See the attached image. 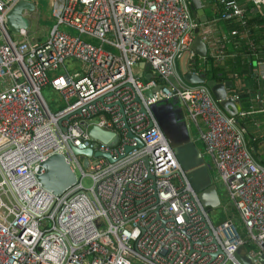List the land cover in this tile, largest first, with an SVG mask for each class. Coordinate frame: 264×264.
I'll return each instance as SVG.
<instances>
[{
    "label": "built area",
    "instance_id": "obj_1",
    "mask_svg": "<svg viewBox=\"0 0 264 264\" xmlns=\"http://www.w3.org/2000/svg\"><path fill=\"white\" fill-rule=\"evenodd\" d=\"M21 1L40 6L0 0V264H240L234 256L242 248L251 261L264 262V166L239 125L246 114L230 117L206 85H189L178 68L186 52L188 71L197 76L209 62L254 55L264 74V48L253 40L261 26H250L264 15V0H249L248 9L215 0L218 19L238 28L213 40L206 58L191 51L198 26L190 0H47L55 23L42 42L28 29L9 31L7 17ZM241 40L244 55L237 50ZM70 59L81 64L79 71L65 67ZM141 64L154 80L143 82ZM220 74L221 84L237 78ZM47 85L61 95L58 112L42 97ZM230 91L226 100L236 104L240 96ZM135 97L148 111L136 128L144 146L124 155V146L136 144L125 138L119 107L110 106L120 101L131 114ZM172 100L186 111L234 211L220 223L202 208L149 111ZM90 124L121 132L120 143L109 148L91 140ZM71 146L109 152L116 162L91 158L85 172ZM54 154L81 175L59 196L36 179L39 165Z\"/></svg>",
    "mask_w": 264,
    "mask_h": 264
},
{
    "label": "water",
    "instance_id": "obj_2",
    "mask_svg": "<svg viewBox=\"0 0 264 264\" xmlns=\"http://www.w3.org/2000/svg\"><path fill=\"white\" fill-rule=\"evenodd\" d=\"M204 0H190V10L192 16L195 19V23L198 26L195 30V40L191 47V51L195 52L199 57H206L207 55V46L199 35V27L208 22V18L204 11ZM26 10L28 12L34 11V5L32 3L21 1L19 2L9 13L7 17V26L11 33H18L19 30L28 29V20L25 19L22 15V12ZM188 57L189 53L186 52L179 60V72L183 76V79L189 85H206L209 88L214 99L218 102L221 109L226 112L230 117H236L238 115V110L235 103H231L226 100L227 92L233 89V83L228 81L223 84L217 83L214 80H207L203 76L192 75L188 71ZM141 66L147 67L145 64ZM159 87H156L153 90L147 91L145 97L151 98L152 94L158 92ZM109 96V95H108ZM103 99H100L99 102H102ZM175 102L177 100H174ZM133 102L138 105L137 110H133L131 114L125 113V106L117 101L115 104H112L119 107V114L121 115L120 121L123 123L122 130L125 131V138L129 141H132L136 146L132 147L131 145L124 146V155L132 152L133 150H139L143 148V143L137 137L136 128L141 124V119L148 116V111L145 109L138 97H135ZM173 102V101H172ZM172 110V111H171ZM149 111L152 113L155 121L157 122L160 130L167 139L169 145L173 149L176 158L179 153L182 152L183 155H187L189 149L192 150L196 163L190 165L186 163L183 164L185 167L183 170L185 172V178L187 175H191L200 168H205L204 170L208 174V178L211 181L209 185L200 188L199 192H195L198 201L205 210L217 209L221 206V199L217 192L216 187L214 186L210 174L208 172V167L203 164V156L198 148L195 146V143L190 139V131L188 127L184 124H179L177 129L174 128V117L173 113H177L174 110V104L165 101L161 107H156L153 105L149 108ZM173 112V113H172ZM80 111L75 112L74 114H79ZM71 115H68L63 118V122H68ZM62 131L66 132V129L62 127ZM86 133L91 140H95L109 148L116 147L123 137L121 132L106 131L99 128L95 124H90L86 127ZM71 151L74 155L83 158V168L88 167L89 159L91 158H105L110 163H115L116 160L112 158V155L109 152H94L92 149L87 150H78L77 148L71 146ZM124 155H121L119 158H122ZM179 160V159H178ZM142 162L145 166V169L148 171V178L154 180V177L150 173V165L148 157H144ZM179 164L182 166L180 160ZM36 179L41 185V187L47 192L52 193L55 196H59L64 193L66 190L71 188L77 183V176L72 171L70 165L65 160V157L61 154H54L49 156L45 161H43L37 170ZM188 181V179H187ZM189 183V181H188ZM190 184V183H189ZM191 186V185H190ZM192 188V186H191ZM193 189V188H192ZM199 214V212H197ZM216 254H222L221 249L219 248ZM213 254L212 259L217 255ZM235 259L239 261L240 264H252L255 261L246 262L243 260L237 253L235 254ZM261 264H264L262 262Z\"/></svg>",
    "mask_w": 264,
    "mask_h": 264
},
{
    "label": "crops",
    "instance_id": "obj_3",
    "mask_svg": "<svg viewBox=\"0 0 264 264\" xmlns=\"http://www.w3.org/2000/svg\"><path fill=\"white\" fill-rule=\"evenodd\" d=\"M204 1H205L204 11L208 18V22L199 27L200 29L199 35L201 36V38L202 37L206 38L205 40L206 42L205 44L207 45L206 57H208L212 41L218 39L219 37L224 36V33L228 32L231 28L237 29L238 27L235 23L229 24L227 22L220 21L218 19V17L220 16L221 7L217 4L215 0H204ZM229 1H233L236 5H238L243 9H248L249 6L251 5L249 0H229ZM256 36L260 40V43L257 47L260 48L261 46V48H264V29L262 28L261 35H256ZM45 38H42V40L39 39V41L42 42ZM227 52L229 54L235 53L234 47L232 45L228 46ZM242 58L249 61L248 56L245 57L243 56ZM216 65L223 66L224 63L209 62L205 72L209 74L210 72H212L210 71L211 69L217 67ZM250 66L251 68L248 74H243L242 76H240L237 75L236 73H228V75L226 74V78H228V76L231 77L232 75H237V78L230 81L233 83V89L230 92L232 91H236L237 93L241 92V97L239 101L236 103V107L238 110V115H240L241 113H245L246 116L240 118L239 125L240 127L245 128L247 132L246 139L249 142L255 160L257 161L258 164L264 166V74L262 71H260L259 67L257 66V63L253 62L252 65ZM139 69H140L139 70L140 73L142 74L143 82L154 80L153 74L148 67L143 68L141 65H139ZM220 73L222 72L219 71L215 75L217 74L221 75ZM172 101H168V102L173 103L174 110L177 111L176 114L172 112L174 117V128L177 129L179 124L185 123V125L188 127L190 131L189 136L191 141H193L195 143V146L198 148L197 143H199L200 141L198 140V135L193 124L190 122V120L187 117L186 111L183 109L179 101L176 102L174 100ZM247 102L250 103V107H251L248 110L245 109ZM163 104H165V102L161 104H156V107H161ZM201 154L203 156L205 153H201ZM221 216H222V220L219 219L220 221H217L218 223L225 220V215H221ZM247 253H248L247 248H242L237 254L246 262H250L251 260L249 259Z\"/></svg>",
    "mask_w": 264,
    "mask_h": 264
},
{
    "label": "rangeland",
    "instance_id": "obj_4",
    "mask_svg": "<svg viewBox=\"0 0 264 264\" xmlns=\"http://www.w3.org/2000/svg\"><path fill=\"white\" fill-rule=\"evenodd\" d=\"M30 1H33V2L38 1L39 2L38 4H40V6H39V8H36V10H34L33 12H29L27 14V16L25 17V19L28 20V25H29L28 26V34L30 37H35L39 41V39L42 40V38H45V36H47L48 31L53 27L55 21H54L53 17L51 16V11H50V8L48 6L47 0H30ZM62 31L63 32L67 31V32L71 33L67 29H64ZM64 65L70 71H79L80 66H81V64L79 62L72 60V59L66 61V63ZM41 94H42V97L44 98V100L46 101V103L48 104L50 110L53 113H55L56 111L58 112V110L61 109V107L62 108L64 107L61 95L57 92H54L48 85L45 86L44 88H42ZM197 146H198L200 152L204 153V148L200 142L197 143ZM203 156H204L203 157V164L206 166V168L208 167V172L210 174V178H211L214 186L216 187L217 192L219 194V197L221 199V206L222 207L220 206L217 209H211L210 208L209 210H207L209 212V215H210L211 219L213 220V222L216 223L217 221H220L219 219L222 220L221 215H225V212L230 213L231 215H234V211L232 210V206L227 199L225 189H224L223 185L221 184V182L219 181L214 167L211 165V161H210L209 157L207 155H203ZM177 157H178L177 160L179 159L181 164H182V166L180 165L181 169L185 168L183 166V164L186 165V163H189L190 165H193L196 163L194 154H193L192 150H190V149H189L187 155H183L181 152L177 155ZM79 159L81 160V162L83 164V158L79 157ZM179 160H178V163H179ZM74 169H75V167H74ZM183 169H182V171L185 172ZM204 169L205 168H200V170H197L193 174L186 176L190 185L192 186L193 190L196 192H199L200 188H203L204 186L209 185L211 182L208 178L207 172ZM84 171L87 172V169H84ZM75 172L77 175V179H81V175L79 174V172L77 170H75ZM82 183H83L85 188L89 187L91 184L89 179H87V178L82 179ZM226 204L228 206V209L223 208ZM224 209H226V211ZM228 264H230V263H228ZM255 264H258V263H255Z\"/></svg>",
    "mask_w": 264,
    "mask_h": 264
},
{
    "label": "trees",
    "instance_id": "obj_5",
    "mask_svg": "<svg viewBox=\"0 0 264 264\" xmlns=\"http://www.w3.org/2000/svg\"><path fill=\"white\" fill-rule=\"evenodd\" d=\"M257 26L260 25L261 29H260V33L257 35H261L262 34V28L264 29V15L261 17H257L255 20H253L252 22H250V26ZM254 43L256 46L259 45L260 40L259 38H257L256 35H254ZM261 48V46H260ZM238 52L242 55H244L245 53H247V44L244 40L240 41V47L237 49ZM260 58L264 56V54H259ZM243 56L239 55L238 57H236L235 59H229L227 60L223 66L221 65H216V68L211 69L209 74L205 73L203 76L207 79V80H214L216 82H221V78L218 77L217 75H215L217 72H222L223 74H227L228 73H236L237 75L242 76L243 74H248L252 63L256 61V57L254 55L249 56V61L245 60L244 58H242ZM225 72V73H224ZM224 78H226V75H224ZM51 89L52 87L50 85H48ZM53 90V89H52ZM54 91V90H53ZM55 92V91H54ZM239 96L241 97V92L238 93ZM250 103L247 102L245 109L248 110L250 109ZM62 109V107H61ZM61 109H59L58 111H60ZM57 112V111H56Z\"/></svg>",
    "mask_w": 264,
    "mask_h": 264
}]
</instances>
